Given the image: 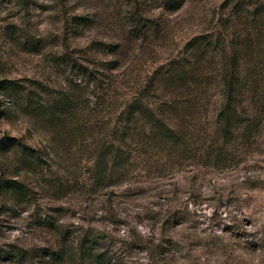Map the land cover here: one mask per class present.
I'll use <instances>...</instances> for the list:
<instances>
[{
  "label": "rangeland",
  "instance_id": "374dc122",
  "mask_svg": "<svg viewBox=\"0 0 264 264\" xmlns=\"http://www.w3.org/2000/svg\"><path fill=\"white\" fill-rule=\"evenodd\" d=\"M257 8L264 15V0H0V83L20 88L0 87V138H16L44 160L15 177L28 185L26 194L0 192V264H72L47 250L66 247L79 256L84 232L95 237L105 264H264V154H248V181L245 171L209 172L196 161L146 189L99 182L96 143L103 132L92 112L95 85L90 74L80 75L81 68L105 70L117 59L124 96L131 91L126 82L145 84L192 38L223 29V20L250 27ZM112 43L121 46L113 54ZM212 79L203 95L211 113L220 95ZM63 88L74 97L81 89L90 100L83 132L77 131L83 121L64 125L49 115L52 125L26 108L51 105ZM14 158L13 150L0 153V167L12 170ZM151 232L180 245L150 240Z\"/></svg>",
  "mask_w": 264,
  "mask_h": 264
},
{
  "label": "trees",
  "instance_id": "16d2710c",
  "mask_svg": "<svg viewBox=\"0 0 264 264\" xmlns=\"http://www.w3.org/2000/svg\"><path fill=\"white\" fill-rule=\"evenodd\" d=\"M261 13L258 8L254 11L246 29L238 28L239 23L235 22L236 25L230 19L223 20V29L216 34L195 36L184 54L161 65L148 82H126L124 86L131 91L124 96L118 90L117 59L106 61L105 70L97 66L80 69V75L90 74L93 78L92 112L99 117L97 125L103 132L96 143L95 180L109 181L108 185L114 188L124 184L131 191L146 189L154 179L196 161L203 162L209 172L232 168L236 172L245 171L244 181L250 179L248 154L255 151L264 154V15ZM142 24L145 26L146 22ZM135 35H140L138 30ZM109 47L113 54L121 46L112 43ZM211 65L216 68L214 77L220 94L212 113L203 104V95L214 78L208 74V71L213 73L209 70ZM7 82H1L0 87L20 89L19 84ZM80 85L76 84L77 88ZM161 90L172 92L165 96L159 93ZM44 91L49 93L47 88ZM79 92L74 97L63 88L51 105L26 108L31 107L32 114L52 125V116L64 125L71 123L69 119L83 121L77 127V131L83 132L88 122L85 109L89 107L84 103L90 100L83 97L81 89ZM173 93L177 95L172 97ZM104 117H107L105 121ZM72 132H66L70 139ZM10 150L15 151L16 161L11 164L12 170L0 167V192L15 199L28 190V185L15 177L28 167H41L44 160L36 148L9 136L0 138V153ZM8 172L14 177L6 176ZM148 237L167 245H180L173 236L164 241L151 232ZM93 238L85 232L78 236L79 256L66 247L48 248L47 254L57 262L68 258L72 264H105Z\"/></svg>",
  "mask_w": 264,
  "mask_h": 264
}]
</instances>
